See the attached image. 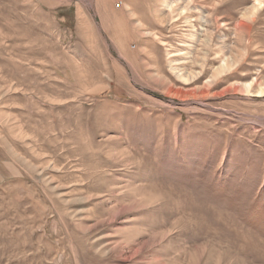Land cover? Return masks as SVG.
Returning a JSON list of instances; mask_svg holds the SVG:
<instances>
[{
  "label": "rangeland",
  "instance_id": "1",
  "mask_svg": "<svg viewBox=\"0 0 264 264\" xmlns=\"http://www.w3.org/2000/svg\"><path fill=\"white\" fill-rule=\"evenodd\" d=\"M262 84L264 0H0V264H264Z\"/></svg>",
  "mask_w": 264,
  "mask_h": 264
},
{
  "label": "bare ground",
  "instance_id": "2",
  "mask_svg": "<svg viewBox=\"0 0 264 264\" xmlns=\"http://www.w3.org/2000/svg\"><path fill=\"white\" fill-rule=\"evenodd\" d=\"M249 86H250V83L247 84V85H244V88H245V89H248ZM263 89H264V84L259 85V88L257 89V92H261Z\"/></svg>",
  "mask_w": 264,
  "mask_h": 264
}]
</instances>
